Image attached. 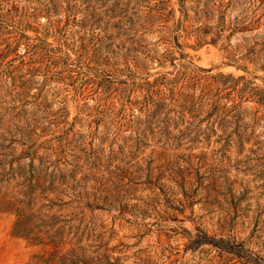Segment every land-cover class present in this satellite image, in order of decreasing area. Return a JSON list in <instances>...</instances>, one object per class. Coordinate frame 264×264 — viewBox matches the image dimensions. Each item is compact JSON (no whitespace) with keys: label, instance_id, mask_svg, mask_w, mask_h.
<instances>
[{"label":"rangeland","instance_id":"rangeland-1","mask_svg":"<svg viewBox=\"0 0 264 264\" xmlns=\"http://www.w3.org/2000/svg\"><path fill=\"white\" fill-rule=\"evenodd\" d=\"M0 208V264H264V0H0Z\"/></svg>","mask_w":264,"mask_h":264},{"label":"trees","instance_id":"trees-1","mask_svg":"<svg viewBox=\"0 0 264 264\" xmlns=\"http://www.w3.org/2000/svg\"><path fill=\"white\" fill-rule=\"evenodd\" d=\"M183 2H184V0H181V3H183ZM183 7H184V6H183ZM183 9H184V8H183ZM183 12H184V10H183ZM207 27H208L207 24H203V25H201V27H200L198 30L200 31V30H203V29H205V28H207ZM225 27H226V24H225V22L222 20V22L220 23V25H219L218 28L224 29ZM208 33H209V31L206 32V34H208ZM206 40H207V38L201 39V40H200V44H201L203 41H206ZM0 211H3V210L0 208ZM15 213L17 214L19 220H20L22 217H24V215H25L24 210H20V209H17V210L15 211Z\"/></svg>","mask_w":264,"mask_h":264}]
</instances>
